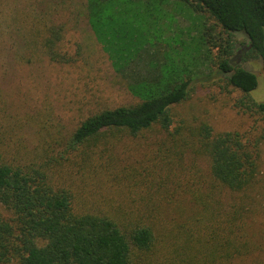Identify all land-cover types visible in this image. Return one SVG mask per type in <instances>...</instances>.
I'll list each match as a JSON object with an SVG mask.
<instances>
[{"label":"trees","instance_id":"obj_1","mask_svg":"<svg viewBox=\"0 0 264 264\" xmlns=\"http://www.w3.org/2000/svg\"><path fill=\"white\" fill-rule=\"evenodd\" d=\"M179 3L204 17L201 33L194 36L188 29L186 38L182 31L175 38L157 34L158 21L166 15L159 19L156 6L182 12ZM108 8L126 9L132 19L122 18L118 30L103 31L98 22L109 24ZM84 9L113 70L138 100L81 120L57 141L56 153L47 154L51 166L13 165L0 149V207L7 213L0 210V264H264V244L254 231L257 145L237 131L214 132L209 123H176L173 112L188 98L197 60L204 57L218 80L240 91V107L264 115V101L253 96L257 75L234 60L241 45V61L257 59L264 70V0H85ZM42 10L27 13L33 20L29 30L9 25L23 44L16 58L73 62L60 46L68 22L53 21L56 8ZM237 34H244L246 42L239 43ZM160 43L161 51L156 49ZM145 131L159 134L154 155L170 172L181 170L188 154L206 162L205 171L194 166L184 172L167 197L183 202L175 216L162 214L155 204L152 190L161 179L148 184L134 176L138 181L133 185L122 183L145 194L140 198L144 206L135 210L80 202L70 185L60 181L66 171L62 178L74 179L72 185L104 183L110 173H123L130 182L128 172L115 170L114 157L125 139L134 141Z\"/></svg>","mask_w":264,"mask_h":264},{"label":"rangeland","instance_id":"obj_2","mask_svg":"<svg viewBox=\"0 0 264 264\" xmlns=\"http://www.w3.org/2000/svg\"><path fill=\"white\" fill-rule=\"evenodd\" d=\"M84 6L85 0H0V149L6 152V159L13 165L34 168L51 166L52 162L45 161L47 154L56 153L54 151L59 147L57 141L61 137L67 138L81 120L95 111L138 100L128 91L125 78L113 70L102 51L86 20ZM177 7L182 12H177L176 7L171 5L156 6L159 19L164 14L166 17L158 21L159 26L154 31L163 37L174 38L180 31L186 38L188 29L191 35H199L204 17L189 13L188 7L181 3ZM48 8L58 9L53 21L68 22L60 46L73 62L54 63L44 57L41 61L26 63L17 59L15 53H21L23 44L13 30L9 31V25L18 23L29 30L33 20L27 13H42V9L45 11ZM106 13L110 21L108 25L98 22L101 30L117 29L122 18L132 19L126 9L108 8ZM124 24L130 26L129 22ZM236 39L239 43L246 42L244 34H237ZM161 48L160 43L156 49L161 51ZM242 49L243 46H238L234 60L257 75L258 86L253 96L258 101H264V70L257 59L241 61L239 55ZM207 61L204 57L197 60L192 90L186 100L173 108L174 119L176 123L183 120L190 126L209 123L214 132L237 131L245 142L257 145L259 175L254 187V194H257L254 231L258 232L264 244V115L240 107L236 100L242 95L240 91L225 80H218V74L207 65ZM158 138L156 131H145L138 139H125L118 146L114 157L115 170L128 172L131 183L123 173L116 176L110 173L108 178H103L104 183L96 185L88 180L80 183L81 186L72 185L76 182L74 179L69 176V179L66 176L62 178L66 171L59 179L67 187L70 185L80 202L85 199L86 203L95 207L113 205L112 209L121 207L134 210L144 206L140 198L145 194H136L131 188L122 187V183L133 185L137 179L144 178L149 184L151 179L155 178L153 183L161 179L156 184L157 190H152L156 191L155 204L162 214L169 211L174 212L171 215L175 216L182 200L175 196L167 197L176 183L183 181L184 172L190 173L189 169L195 170V167L205 171L206 162L203 158H193L196 155L188 154L183 160L184 171L172 169L170 172L168 167L161 166L159 157L154 155ZM56 175L54 172V177ZM150 188L151 184L148 189L147 186L142 189L150 191ZM0 210L7 214L1 207ZM260 256L264 257V251Z\"/></svg>","mask_w":264,"mask_h":264}]
</instances>
